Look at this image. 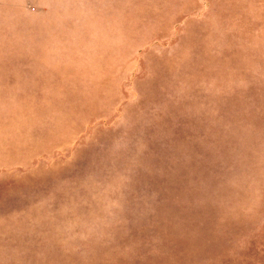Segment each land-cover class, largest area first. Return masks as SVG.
<instances>
[{"label": "rangeland", "instance_id": "1", "mask_svg": "<svg viewBox=\"0 0 264 264\" xmlns=\"http://www.w3.org/2000/svg\"><path fill=\"white\" fill-rule=\"evenodd\" d=\"M263 112L264 0H0V264H264Z\"/></svg>", "mask_w": 264, "mask_h": 264}, {"label": "water", "instance_id": "2", "mask_svg": "<svg viewBox=\"0 0 264 264\" xmlns=\"http://www.w3.org/2000/svg\"><path fill=\"white\" fill-rule=\"evenodd\" d=\"M192 60L184 62L183 65L177 68L176 71L166 75V87H171L176 76L189 71L193 65L194 61L199 60V53L197 49L192 50ZM251 57V55H247ZM229 65L231 60L228 61ZM245 111V102L236 101L232 99L226 110V118L228 121L235 123L236 120L243 118ZM256 126H264V112L260 114ZM104 149L98 150H88L82 153V157L86 160H92L96 155L103 152ZM172 153L166 151V164L170 161ZM147 165L149 166L150 173L156 177H162L163 164L156 161L155 159H150ZM168 165V164H167ZM166 165V176L164 178V187L166 192L163 198V203L155 204L156 211L152 216L151 222L158 228V230H163L166 225V231L172 225V221L182 217L186 214L188 206L185 205L186 201V190L189 189L188 179L190 175L195 174L198 180L201 181L203 178V171L201 170V164L191 167L187 161H184L175 166L169 167ZM142 219H144L142 217ZM134 240V239H133Z\"/></svg>", "mask_w": 264, "mask_h": 264}]
</instances>
